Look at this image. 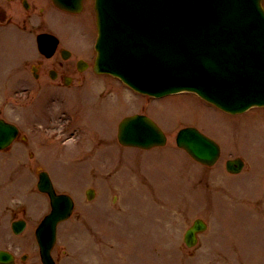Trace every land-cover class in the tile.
I'll list each match as a JSON object with an SVG mask.
<instances>
[{
  "label": "rangeland",
  "instance_id": "374dc122",
  "mask_svg": "<svg viewBox=\"0 0 264 264\" xmlns=\"http://www.w3.org/2000/svg\"><path fill=\"white\" fill-rule=\"evenodd\" d=\"M57 15L63 21H70L58 22L57 26L59 33L70 39V34L74 32L75 35V27L71 23L74 17L68 18L65 14L55 13L52 19H57ZM92 18L88 20V25L95 23ZM53 23L56 24V21ZM77 30L79 31V28ZM78 37L84 38L79 32ZM64 42L68 46V43ZM69 43L75 45L82 53L84 47L79 40L74 38ZM24 51L34 55L35 47L33 44L17 46L12 42L4 43L0 47L2 73L7 72L9 68L5 65L15 61V57ZM0 79L2 83L8 80L7 76H1ZM27 79H30V76H27ZM88 80L99 82L100 78L90 79L88 76ZM101 81L108 89L102 97L110 104V108L105 111L100 101L92 102L90 108L87 105L88 112L95 114L85 115L88 123L105 130L114 128L116 124L118 126L117 122L123 117L122 114L126 116L136 111H146L166 130L169 139L166 147L149 151L120 148L115 143L112 146L105 145L104 150L112 155L113 162H109L107 170L100 169V171H106L102 176L106 177L107 181L109 175L111 185L110 189L100 190L97 187L96 196L92 201L87 200L83 189L89 188L91 185H87L88 181L96 178L84 163L83 157L95 156L97 150H90L82 137H76L65 146H58L56 150L52 149L44 156L47 169L58 184L59 191H64L66 188L67 193L76 201L73 216L59 229L58 241L54 249L58 264H185V250L181 248V246L186 248L182 242L183 234L190 219L200 213L196 211L191 215L183 211H192L196 207H201L210 213L211 216L207 217L212 222L217 220L218 223L228 227L224 236L228 243L236 242L254 249L250 264H264V214H262L264 213V112L259 113L262 110H255L242 117L227 116L192 94H178L157 101L136 96L137 94L124 88L111 76H103ZM12 90L10 93H0V99L3 96L12 97ZM42 96L43 93L36 95L32 101H38ZM16 100L18 101L19 97ZM148 105L151 106L147 108ZM42 108L43 105H40L39 110L41 111ZM12 117L20 118L19 123L25 135L30 132L28 128L31 129V136L35 132L40 133V137L33 139L34 146L41 147L40 141H42L48 150L57 144L58 139L53 138L54 130H51L54 125L50 124L49 118L42 122L39 120L41 117L33 119L24 116L20 111ZM259 117L263 120H259ZM241 121H248V126H237ZM36 122L40 123L41 127L50 125L52 127L50 133L46 135L44 129H38ZM187 125H196L204 133L222 143L232 139L237 150L232 153L227 147L228 144H224V153L220 162L223 164L230 156H243L244 153L247 158H244L246 164L250 166L246 173L231 176L225 175L222 167L216 170L210 168L212 169H209L210 172L216 178L211 177L207 172L206 175L211 178H208L207 190L203 192L202 186L195 184V177L196 180L200 177L199 174L195 176V172L205 173V171L193 164L186 153L178 149L175 141L178 130ZM117 126L113 130L115 140ZM77 130L80 131L79 128ZM12 148L13 151L6 152V155L0 153V188L5 190L4 195L8 192L17 195L0 194V244L15 253L16 264H41L37 246L26 243L11 230L12 213L8 211L10 207L24 204L29 214H43L47 211L45 201L41 200V197L29 199L31 194L27 183L33 185L34 179L36 181L34 169L25 167L26 159L29 158L28 155L32 150L31 145L17 143ZM49 156L52 157L51 161ZM15 160L24 161L23 166L15 165ZM105 185H109V182ZM105 185L103 184L104 187ZM37 195L33 194V196ZM99 196L101 201H98ZM205 196H212L209 199L210 205L201 203L205 201ZM48 207L50 208V205ZM124 208L132 209L124 212L129 215L126 227L120 225L122 221L119 219ZM175 209L182 214L170 213ZM135 216L140 224L133 218ZM151 222L154 223V228ZM216 233L217 231L210 235L212 239H221L222 236ZM159 245L160 249L157 248ZM209 247L211 245L204 242L196 252L197 255L200 254L202 264L216 262L206 252ZM119 248L125 255L128 254L127 249H129L131 259L118 253L114 256L110 255L112 249L116 252ZM24 255H27V259L22 261ZM160 256H166L169 260ZM76 257L79 260H76ZM190 264H198V262Z\"/></svg>",
  "mask_w": 264,
  "mask_h": 264
},
{
  "label": "water",
  "instance_id": "95a60500",
  "mask_svg": "<svg viewBox=\"0 0 264 264\" xmlns=\"http://www.w3.org/2000/svg\"><path fill=\"white\" fill-rule=\"evenodd\" d=\"M82 1L54 0L73 12L82 10ZM261 1L96 0V71L120 77L152 96L192 91L231 112L264 106ZM11 139V134L0 133V148ZM119 139L142 148L166 142L162 131L146 117L124 121ZM177 142L205 164L212 165L219 157L218 145L194 128L181 130ZM40 187L51 196L54 209L38 234L39 242L44 263L54 264L50 250L55 224L69 212L72 202L55 194L46 175ZM199 225L188 231L187 241L194 240ZM12 262L10 254L0 251V264Z\"/></svg>",
  "mask_w": 264,
  "mask_h": 264
},
{
  "label": "flooded vegetation",
  "instance_id": "af4514ba",
  "mask_svg": "<svg viewBox=\"0 0 264 264\" xmlns=\"http://www.w3.org/2000/svg\"><path fill=\"white\" fill-rule=\"evenodd\" d=\"M53 11L60 12L51 0H0V33L26 38L35 34V30L38 28L42 32L56 35L54 26L50 25L47 19L48 13ZM35 20L37 21L35 22ZM88 20V17H84L78 23V26L85 35L89 34ZM75 25H77V22ZM63 46L64 44L61 40L59 47L52 57L47 58L41 55L36 61V66H30V70L34 75L38 78L43 77L44 81L40 82V86L41 88L49 89V93L53 96V99L56 100L58 94L62 95L58 98L60 101L58 112L56 113L55 110L50 108L48 116L53 118L54 121L56 120L54 124L55 129L67 126L69 115L74 112L76 114V125L78 122L80 124L82 116L76 108L71 107V110L68 112L69 108L66 106V100L71 98V90L78 92L88 86L90 81H88L87 76L91 74V71L93 72V59L90 50L84 49L83 54H79ZM21 63L20 66L22 68L18 71L20 75H22L23 69L28 67L27 60H23ZM26 83L24 80L15 82L17 86L25 89L27 87ZM2 115L1 109L0 117ZM46 115L45 113L43 118H47ZM3 117L7 119L6 116ZM42 122H44L43 119ZM59 122H63V124L58 126ZM46 127L49 128V131L54 130V128L51 129L50 125H46ZM28 130H30L27 133L30 140L28 141L26 138L25 144L32 145L35 142H33L35 135L31 136V129L28 128ZM21 136H23L22 133L18 140H23Z\"/></svg>",
  "mask_w": 264,
  "mask_h": 264
}]
</instances>
